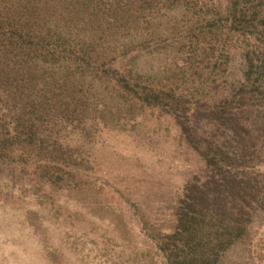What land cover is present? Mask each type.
Here are the masks:
<instances>
[{"label":"rangeland","instance_id":"1","mask_svg":"<svg viewBox=\"0 0 264 264\" xmlns=\"http://www.w3.org/2000/svg\"><path fill=\"white\" fill-rule=\"evenodd\" d=\"M0 264H264V0H0Z\"/></svg>","mask_w":264,"mask_h":264},{"label":"trees","instance_id":"2","mask_svg":"<svg viewBox=\"0 0 264 264\" xmlns=\"http://www.w3.org/2000/svg\"><path fill=\"white\" fill-rule=\"evenodd\" d=\"M210 164V163H209ZM188 195L186 196V199H187V202H189V203H193V205L194 206H197L198 205V203H197V201L196 200H192V197H191V193H190V191H188ZM203 196L201 197V200L203 201V203L205 204V202H207V200H208V197H207V194H206V192H204L203 194H202ZM231 196H238V195H231ZM222 213L224 214V216L226 217H228V214H229V212H227L226 210H222ZM231 215V214H230ZM226 217V218H227ZM191 221L193 220L192 218H189ZM229 224H228V227H231V229H229L230 231H234L233 229H235L236 230V228H237V226H236V224L240 221V218H232V219H229ZM238 229V228H237ZM180 231L181 232H185V235H184V244H186L187 246H193V244H195V242L193 241V232L189 229H187V228H185V227H183V229L181 228L180 229ZM181 242H183V241H181ZM180 242V243H181ZM183 244V245H184ZM196 245V244H195ZM192 250H193V248H192ZM187 259H189V258H187Z\"/></svg>","mask_w":264,"mask_h":264}]
</instances>
